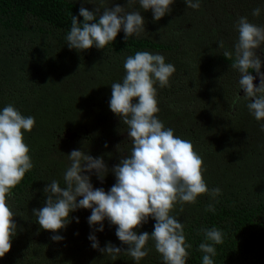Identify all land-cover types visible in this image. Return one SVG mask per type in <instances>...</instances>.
Instances as JSON below:
<instances>
[{
  "label": "trees",
  "instance_id": "trees-1",
  "mask_svg": "<svg viewBox=\"0 0 264 264\" xmlns=\"http://www.w3.org/2000/svg\"><path fill=\"white\" fill-rule=\"evenodd\" d=\"M114 3L140 10L138 2L129 7L127 0ZM86 6L84 0H0V110L12 104L36 121L32 132L24 133L33 169L9 199L17 235L0 264H137L123 253L112 259L91 247L89 209L71 213V223L58 233L61 242L53 241V233L41 229L33 215V209L45 205L48 183L55 179L66 186L67 155L74 149L103 157L108 166L103 183L91 174L94 188L107 192L115 184L111 169L130 154L132 144L123 139L127 126L110 110L111 85L122 82L123 64L137 51L161 54L175 66L170 87L157 85L158 118L192 142L207 168L208 188L221 189L215 200L201 196L195 204H185L183 212L177 205L172 213L184 224L191 245L187 264H202L199 245L208 242L204 230L213 227L224 234L223 243L214 245V264H264V122L248 110L240 73L231 67L235 55L223 56L225 49L234 53L240 17L264 26V0H202L198 10L175 0L172 12L158 22L150 10H140L147 33L125 40L121 31L103 50L77 52L68 48L65 37L72 15L83 23L79 10ZM255 8L261 9L257 17ZM256 52L264 73V44ZM209 204L214 212L206 211ZM155 223L149 218L136 231L151 234ZM103 226V232H94L100 247L110 242L126 250L116 227L107 220ZM147 247L151 251L139 264H164L152 240Z\"/></svg>",
  "mask_w": 264,
  "mask_h": 264
},
{
  "label": "clouds",
  "instance_id": "clouds-1",
  "mask_svg": "<svg viewBox=\"0 0 264 264\" xmlns=\"http://www.w3.org/2000/svg\"><path fill=\"white\" fill-rule=\"evenodd\" d=\"M84 2L89 3L88 0ZM137 2L140 10H150L154 21L158 22L172 12L175 0H127V5ZM183 2L187 9L198 10L202 0ZM140 10L127 11L119 4L104 7L102 12L98 6L93 12L81 7L79 16L83 17V23L72 15L71 28L65 37L68 48L77 52L93 47L103 50L113 44L121 31L125 40L147 33ZM260 13V8L252 11L254 17ZM236 29L238 40L234 44V53L225 49L223 56L231 59L235 55L231 67L240 73L239 87L250 101L248 110L256 121L264 122V73H261L262 60L256 52L264 44V26L240 17ZM218 45L224 48L223 41ZM123 68L126 74L122 82L111 85L109 107L127 126L132 148L130 154L111 169L115 184L107 192L103 188H94L91 174L103 183L109 173L108 166L103 157L93 158L74 149L67 155L71 163L63 176L66 186L62 188L55 179L48 183L43 190L45 205L33 209V215L41 229L53 233V241L61 242L63 237L58 233L71 223V213L89 209L88 223L93 234L88 239L91 247L102 255L116 259L123 253L139 264L149 255L151 249L147 245L152 240L164 264H187L191 245L186 242L184 224L172 213L177 205L183 212L185 204H195L201 196L215 200L221 189L208 188L204 179L207 168L192 142L175 135L174 130L166 128L158 118L157 85L161 89L170 87L175 66L166 63L161 54L137 51L126 58ZM253 72L259 77V86L254 84ZM35 125L34 117H25L12 104L0 110V259L11 251L12 240L17 235V215L9 199L13 189L33 169L31 150L25 143L24 133H31ZM260 128L264 131V123ZM104 146L107 148V143ZM119 146H116L117 150ZM206 211L214 212L215 206L207 205ZM149 218L156 222L154 231L138 234L136 230ZM105 220L116 227L115 234L121 244L127 245L126 250L110 242L104 248L100 247L94 232L104 231ZM204 236L208 242L199 245V251L203 253L202 264H214L212 257L217 254L214 245L223 243L224 234L213 227L205 229Z\"/></svg>",
  "mask_w": 264,
  "mask_h": 264
},
{
  "label": "rangeland",
  "instance_id": "rangeland-1",
  "mask_svg": "<svg viewBox=\"0 0 264 264\" xmlns=\"http://www.w3.org/2000/svg\"><path fill=\"white\" fill-rule=\"evenodd\" d=\"M88 2L89 3H86V5H88V6H86V8L89 9L90 12H93L96 6L100 7L101 12H102L104 7H111V6L116 5V3H114L115 0H103V3H101V0H88ZM257 83H259V79L254 80V84L256 86H257ZM65 136L67 138L73 137V135H71V134H66ZM126 137H128L127 134L124 136L123 139H125ZM121 139H122V137L117 141H121ZM113 145H115V143Z\"/></svg>",
  "mask_w": 264,
  "mask_h": 264
}]
</instances>
